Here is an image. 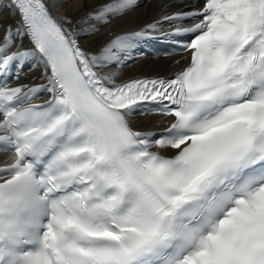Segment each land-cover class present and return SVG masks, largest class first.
Here are the masks:
<instances>
[{
  "label": "snow or ice",
  "instance_id": "1",
  "mask_svg": "<svg viewBox=\"0 0 264 264\" xmlns=\"http://www.w3.org/2000/svg\"><path fill=\"white\" fill-rule=\"evenodd\" d=\"M137 6L74 21L9 0L0 76L28 63L41 82L0 83V264H264V0H204L81 45ZM181 35L170 77L120 80L133 41ZM148 104L160 133L132 127Z\"/></svg>",
  "mask_w": 264,
  "mask_h": 264
},
{
  "label": "bare ground",
  "instance_id": "2",
  "mask_svg": "<svg viewBox=\"0 0 264 264\" xmlns=\"http://www.w3.org/2000/svg\"><path fill=\"white\" fill-rule=\"evenodd\" d=\"M51 11L59 18L63 15H70L73 20L80 19L85 16L101 0H88L84 7L75 10L71 0H48ZM193 0H178V1H165V0H138V6L128 12L125 16L114 20L110 25L103 27L99 35L89 38H82L80 43L88 51L95 52L102 44L107 43L111 38L116 35H122L141 30L145 25L158 20L165 13H172L174 11L183 9H190L194 3ZM168 6V7H166ZM19 17H13L8 7L6 0H0V25L8 23H15ZM171 28V24L166 22L162 25V31ZM3 28L0 27V33ZM159 33V32H157ZM146 39L133 41V48L130 50V60H127L123 67L119 69L121 72L120 80H128L139 76H166L172 74L178 67L183 65H176L174 61L181 59V55L171 56L168 58L156 57L149 58L140 55L139 46ZM27 46V41H25ZM20 71L19 79L17 73ZM13 76V81L10 86H17L20 84H34L40 83V71L37 68L35 71H29V64L25 63L20 68L19 65L14 64L9 72ZM47 97L46 93H41L38 97ZM165 124L164 119L154 113L148 112L145 108L139 110L132 117V127L136 130L147 131L151 129L163 128ZM5 154H0V160L4 158Z\"/></svg>",
  "mask_w": 264,
  "mask_h": 264
}]
</instances>
